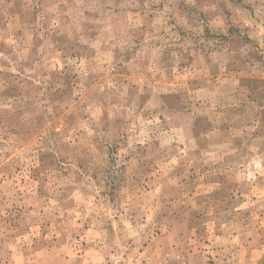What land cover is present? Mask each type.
<instances>
[{"label":"rangeland","instance_id":"rangeland-1","mask_svg":"<svg viewBox=\"0 0 264 264\" xmlns=\"http://www.w3.org/2000/svg\"><path fill=\"white\" fill-rule=\"evenodd\" d=\"M251 7L0 0V264H264Z\"/></svg>","mask_w":264,"mask_h":264},{"label":"clouds","instance_id":"clouds-1","mask_svg":"<svg viewBox=\"0 0 264 264\" xmlns=\"http://www.w3.org/2000/svg\"><path fill=\"white\" fill-rule=\"evenodd\" d=\"M244 3H248L252 5L251 10L249 11L246 8H237L235 9L237 20L234 21V23H239L242 28L248 30V35L250 40H254L256 43V51L259 55L264 56V0H244ZM145 8H147V4L145 5ZM211 11L215 12V5L211 6ZM165 12H172L174 15V12L172 9L168 8L166 5ZM147 15V13H145ZM211 23L219 28L221 32H225L226 29L224 28V21L223 18L220 16H214L211 20ZM165 33H168V29L165 28ZM172 36L175 35V33H171ZM159 39H163V37H159ZM194 57V63L192 65L193 68L199 67L200 72L198 75L203 77H208L209 81H211L212 78V65H216L217 70L221 75H225L224 72V61H221L220 56L215 52L209 53V58L211 60V63H204L203 57L198 52L192 53ZM157 72H160V69L153 68L152 71V78H154L157 75ZM172 73L175 74L177 77H179V73L175 72V69H172ZM163 73L161 72V75ZM244 73H230L228 75L231 76V83L234 85L235 81L238 79L240 75H243ZM264 75V73H262ZM151 79V78H150ZM159 83H163V81H159ZM152 85L149 84V87ZM191 95V93H189ZM92 133L89 132V135ZM99 135V134H98Z\"/></svg>","mask_w":264,"mask_h":264}]
</instances>
